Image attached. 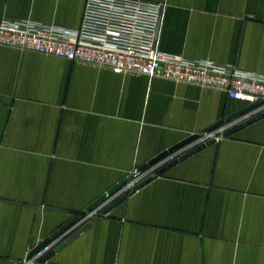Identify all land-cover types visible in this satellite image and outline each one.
I'll return each instance as SVG.
<instances>
[{
    "label": "crops",
    "instance_id": "1",
    "mask_svg": "<svg viewBox=\"0 0 264 264\" xmlns=\"http://www.w3.org/2000/svg\"><path fill=\"white\" fill-rule=\"evenodd\" d=\"M149 1L165 5L159 51L264 75V0ZM84 4L0 0V20L77 28ZM245 106L222 91L0 46V264H264V118L146 174L154 179L110 216L94 214L47 262L50 248L30 256L142 165L197 136L163 158L176 159Z\"/></svg>",
    "mask_w": 264,
    "mask_h": 264
},
{
    "label": "built area",
    "instance_id": "2",
    "mask_svg": "<svg viewBox=\"0 0 264 264\" xmlns=\"http://www.w3.org/2000/svg\"><path fill=\"white\" fill-rule=\"evenodd\" d=\"M164 9L163 3L149 0H85L77 28L33 20H0V46L108 68L120 74H138L222 91L246 105L264 102L262 74L159 51ZM261 111H264V103L256 110ZM236 122L218 132L205 134L189 150L210 139L218 141L223 131ZM159 167L137 172L122 191L110 197L85 220L101 213L115 199L143 182L146 174ZM32 263L27 261L26 264Z\"/></svg>",
    "mask_w": 264,
    "mask_h": 264
},
{
    "label": "water",
    "instance_id": "3",
    "mask_svg": "<svg viewBox=\"0 0 264 264\" xmlns=\"http://www.w3.org/2000/svg\"><path fill=\"white\" fill-rule=\"evenodd\" d=\"M264 102L258 101L256 103L250 104L245 106L240 111L230 115L227 117V122L235 119L238 116H243L238 122L235 124H231L226 130L223 131L222 137H230L234 135L235 133L245 129L246 127L254 124L255 122L261 120L264 118V111L256 112V110L261 106ZM221 122L216 123L215 125L208 128L204 134H208L211 132H218V128L221 126ZM197 136L191 137L185 141H183L181 144L175 145L168 151H164L160 153L155 158L151 159L148 163L142 165L140 168V171H145L149 169L150 167H153L154 165H157L158 163L162 162L160 167L155 171L156 176H161L167 171H169L174 166L178 165L181 162H184L189 157H192L193 155L199 153L200 151L206 149L207 147H210L214 144H216V139H210L204 143L199 144L198 146H195L194 148H191L187 152H181L182 154L178 156L176 159H163L166 156H168L170 153L178 150L186 143L192 142L195 140ZM154 178L148 177L146 180L141 182L140 184L136 185L132 192L135 193L148 183H150ZM127 182V179L121 181L117 185H115L112 189H110L107 193L102 195L99 199H97L93 204H91L87 209L86 212L89 214H93L96 212V209L100 206L104 205L105 202H107L110 197L113 196L114 193H116L125 183ZM127 199V195H123L117 200H115L113 203L108 205L105 209L101 211L102 216H110L111 212L125 202ZM98 210V209H97ZM85 223V224H84ZM83 225V226H82ZM92 226L91 222H88L86 220L81 221V216H74L72 219H70L67 223H65L59 230H57L55 233H53L50 237L45 239L42 243H40L37 247H35L32 251L30 256H34L37 253L41 252L42 250H45L46 248L50 250L41 258V263L47 262L50 258H52L56 253L60 252L62 249H64L67 245H69L71 242H73L76 238H78L82 233H84L86 230H88ZM46 249V250H47Z\"/></svg>",
    "mask_w": 264,
    "mask_h": 264
}]
</instances>
